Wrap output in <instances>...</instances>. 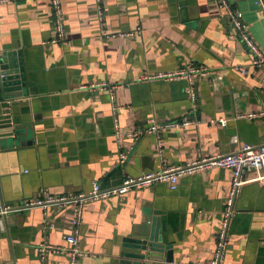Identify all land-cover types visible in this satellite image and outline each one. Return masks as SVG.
<instances>
[{"label":"crops","instance_id":"crops-1","mask_svg":"<svg viewBox=\"0 0 264 264\" xmlns=\"http://www.w3.org/2000/svg\"><path fill=\"white\" fill-rule=\"evenodd\" d=\"M229 1L264 53V0ZM62 6L66 41L52 43L50 0L0 2V53L23 52L29 81L10 100L12 119L7 116L32 133L18 141L0 137V210L43 192L89 191L94 182L113 187L128 175L264 141V118L235 117L264 109V66L253 65L252 52L216 0H62ZM132 31L133 37L123 35ZM190 64L210 71L197 81L196 110L186 80L144 78ZM184 116L204 122L146 131L151 118L165 124ZM214 117H226L225 125L210 122ZM231 178L229 169L213 167L181 177L177 189L157 182L88 201L77 234L88 253L80 264H124L121 253L138 252L124 240L142 235L147 217L163 247L171 248L130 264L209 261ZM7 214L16 224L0 227V264H68L67 252L40 247L68 246L76 206ZM229 234L224 264H264V183L244 185Z\"/></svg>","mask_w":264,"mask_h":264},{"label":"built area","instance_id":"built-area-1","mask_svg":"<svg viewBox=\"0 0 264 264\" xmlns=\"http://www.w3.org/2000/svg\"><path fill=\"white\" fill-rule=\"evenodd\" d=\"M6 0H0L3 2ZM53 13L55 15V35H53L48 42L59 43L65 42L66 37L64 33V12L62 0H50ZM219 7L224 11L225 16L234 26L237 33L242 37L247 47L253 54V65L264 66V53L259 48L257 43L252 38L247 24L243 19V12L239 8L231 6L229 0H216ZM100 4L101 0H97ZM101 19L103 18L102 8L99 6ZM106 33V32H105ZM125 37H133L135 31L123 34ZM115 36V35H114ZM242 70L243 68L240 67ZM210 74V71L205 66H197L190 64L183 69L158 71L155 73H147L144 78L148 81H174L186 80L187 93L192 100L193 110L198 107L196 84L198 79ZM237 119H255L264 118V109L247 111L235 115ZM226 117H214L210 122H218L225 125ZM204 122L201 117L184 116L181 119L172 120L165 124H158L156 119H149L148 133L160 132L163 126L179 128L189 125H198ZM136 135L138 131H134ZM162 145V142H159ZM126 159L125 153L121 154V162ZM213 167H220L229 169L232 172L231 185L223 205L220 229L217 234V245L212 259L207 262L185 263L176 262L175 264H224L230 241V227L236 211V202L242 192L244 185L250 182L264 183V141L260 144L244 143L241 147L231 153H218L203 157L201 159H194L186 164L180 165H165L160 170L149 171L137 176L128 175L124 178L120 185L104 188L98 182L93 183V187L89 191H79L71 194H53L43 192L40 196L31 198L20 207H4L0 210V214H5L10 211H23L35 207L48 208L49 206H76L78 208V215L73 220L74 231L68 237V246L64 248L56 247L48 243L41 245L42 252L65 251L69 255L68 264H80L81 259L88 253L79 246L78 232L80 224V215L82 209L90 200L103 199L114 195H123L131 189H140L151 186L154 183H167L171 189H177L180 183V178L185 175H191L197 172L204 171ZM254 172V175H249ZM54 227L53 224L47 223V228Z\"/></svg>","mask_w":264,"mask_h":264},{"label":"water","instance_id":"water-1","mask_svg":"<svg viewBox=\"0 0 264 264\" xmlns=\"http://www.w3.org/2000/svg\"><path fill=\"white\" fill-rule=\"evenodd\" d=\"M19 55V58H18ZM26 68L23 60V52L7 51L0 53V110L5 115H0V137H12L15 141L21 140L23 133L32 136L30 130L13 125L10 121L9 110L10 100L23 94L28 85ZM8 115V116H7ZM12 119V118H11ZM32 142L31 140L29 141ZM5 206V205H3ZM148 223L143 227L142 235L137 237H126L124 246L134 248L138 252L124 251L121 253L124 264H130L133 260H146L147 258H158V254L164 249L171 248L168 245L163 247L164 241L157 234V226L151 217H147ZM10 224H16L15 215L7 213L0 215V227L4 225L8 229ZM167 260H172L171 252H168Z\"/></svg>","mask_w":264,"mask_h":264}]
</instances>
